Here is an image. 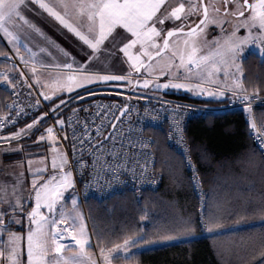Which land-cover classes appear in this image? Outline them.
Here are the masks:
<instances>
[{"label":"snow or ice","instance_id":"1","mask_svg":"<svg viewBox=\"0 0 264 264\" xmlns=\"http://www.w3.org/2000/svg\"><path fill=\"white\" fill-rule=\"evenodd\" d=\"M26 12L34 13L61 35L74 36L80 59L53 40ZM210 28L217 34L210 37ZM33 35L45 42L44 46L33 45L36 52L29 47ZM0 41L9 45V51L0 50V57L11 60V67L0 72V87L17 98L25 94L29 101L25 107L34 115L30 123L0 136L6 143L0 151L24 153L20 141L35 136L33 145L39 148L44 142L47 149L35 159L44 163L51 154V170L46 164L34 169L33 159H27L26 170L32 177L27 196L21 193L23 172L17 174L11 191L9 185L0 186V204L7 205L0 207V264H113L117 258H132L130 249L138 246L191 237L196 227L209 234L223 229L222 216L212 211V202L199 191V173L185 147L186 166L192 170L191 181L200 195L199 221L177 217L158 228L153 234L155 240L146 238L143 229H129L115 239L96 234L99 255L95 256L86 217L79 211L74 172L81 178L88 174L86 188L98 183L103 190L113 181L123 183L120 177L124 174L130 173L133 180L144 179L148 164L155 161L149 159V143L120 132L123 117L138 111L131 105V94L122 104L84 107L81 91L93 95L88 85L116 83L137 95L172 88L225 104L238 102L248 135L264 154V114L258 120L252 104L260 99V90H249L242 79V62L250 47L264 62V0H0ZM17 59L28 73L16 71ZM104 61L118 64L121 74L104 72L100 67ZM161 77L164 82H160ZM33 89L38 90L36 97L47 103L33 97ZM73 100L81 102L79 111L99 109L90 113L95 141L87 121L81 124L77 119L76 125L83 129L78 134L72 119L63 116V106ZM4 107L8 112L0 117V129L15 128L21 116L29 115L16 101ZM181 107L170 111L179 116ZM46 118L53 123L45 128ZM174 128L173 134L183 143L179 123ZM69 129L71 136L67 135ZM64 141L71 148V157L62 150ZM109 142L111 147L106 146ZM137 145L142 150L139 155ZM24 163L22 159L16 166L24 167ZM14 225L22 231H16ZM253 244L252 255L258 252L264 257V234ZM238 259L243 264L244 258Z\"/></svg>","mask_w":264,"mask_h":264},{"label":"trees","instance_id":"2","mask_svg":"<svg viewBox=\"0 0 264 264\" xmlns=\"http://www.w3.org/2000/svg\"><path fill=\"white\" fill-rule=\"evenodd\" d=\"M0 50L7 51L1 41ZM252 53L248 52L242 62V79L249 90L255 87L264 94V62ZM159 95L190 103H220L174 90H165ZM6 96L0 91V101ZM256 115L259 120L261 112L257 111ZM33 117L9 131L23 127ZM148 133L153 138L156 169L162 173L161 184L156 190L126 191L102 201L87 200L85 210L95 247L96 234L115 239L129 229H143L148 234L146 238L155 240L153 234L158 228L177 217L190 216L198 222L197 200L180 156L166 146L160 130L151 128ZM185 135L208 193L207 201L212 202V211L222 216L223 229L218 234H209L196 227L191 237L138 246L131 251L132 258L115 261L241 264L238 257H243V264H264V257L258 252L252 255L253 242L264 234V160L248 135L242 112L234 110L192 119L187 123ZM142 215L146 216L143 221ZM13 227L21 230L19 226Z\"/></svg>","mask_w":264,"mask_h":264},{"label":"built area","instance_id":"3","mask_svg":"<svg viewBox=\"0 0 264 264\" xmlns=\"http://www.w3.org/2000/svg\"><path fill=\"white\" fill-rule=\"evenodd\" d=\"M10 55H11V52H10ZM16 64L18 66L16 69L17 72L22 70L28 73V69H25L23 65L20 64L18 59L16 60ZM10 67H11V60H5L4 57H0V72ZM90 89L92 90L93 95H87L85 92L81 91V95L85 97L82 102L84 107H87L89 104H93V103L100 104L101 106L109 104V103L122 104L127 99L129 94L132 95L131 105L134 109H138V111H133L130 117L128 116L123 117L124 122L120 127V132H122L124 136L130 137L132 140H136L137 138H139L143 140L145 143H149L150 144L149 151L150 153H152L149 159L154 160L155 163L148 164L144 179L133 180L131 178L130 173L124 174V175H121L120 177V180L124 181L123 183L113 181L111 187H108L107 185H105L103 190H101L98 183H93L91 187L86 188L84 181L89 179L88 174L86 173L85 176L81 178L78 173L74 172V176L77 179L76 190L79 193V203L82 206H84L87 200L102 201L109 197L119 195L126 191L142 192L145 190H156L161 184L162 173L156 169V155H155L154 148H153V138L148 133V129L156 128L164 134L166 145L170 149L175 151L182 159L185 170L190 180L192 192L197 200V204H198V216L197 217L199 221L200 211H201L199 191H202L205 194V199H206L207 191L202 184L200 174H199L200 190L198 191L196 188L193 187V183L191 181L192 170L186 166V160H185V155H184L185 147L187 148V151L190 154L191 160L197 169V166L190 152L189 143L185 135L187 123L190 120L195 119V118H204L208 115L227 112V111H234V110L241 111L244 116L241 105L238 102H231L227 104L223 102L216 103V104L215 103H190V102H184V101L170 100V99H167L161 96H144L145 98H141L133 93H129V89L128 90H118V89L110 88V87L109 88L94 87ZM0 90L4 91L7 94L6 99L0 105L1 106L0 107V117H4L5 114L8 112V109L5 108L4 105L10 104L13 101H16L18 104H20L25 112H29V115L27 117L21 116V118L16 124V127L19 124H21L23 121H25L27 118L34 116L30 112V110L27 107H25V105L29 103L25 94H21L17 98L15 96H12L11 92L9 90H6L3 87H0ZM24 91L26 92L27 90H24ZM37 91L38 90L36 89L32 90L33 97H36ZM258 95L260 99L253 100L252 102L253 112L255 116H256V111H261L262 114H264V94L258 93ZM155 97H159V100H157ZM36 98H39L42 104L47 103L43 101L42 97H36ZM169 101H171L170 104L167 103ZM177 105L182 106L179 109V112H180L179 116H177L175 113L170 111V109L175 108ZM80 107H81V102L73 100L71 105L63 106V116L65 118L70 117L72 119L73 127H77L78 134L83 129L76 125L75 122L77 121V119L80 121L81 124L87 121L89 124L88 131L89 133L93 134V140L95 141L96 134L94 132V126L92 125V121L94 117L90 115V113L98 112L99 109L90 108L88 112H84V111H79ZM73 109H77V111L73 112ZM41 110H44V109H41ZM52 123L53 121L51 119L46 118L44 127L46 128ZM117 123L119 124L120 122L117 121ZM176 123H179L180 128L182 129L183 143L180 142V139L177 135L173 134L175 132L174 125ZM96 124H99L98 120L96 121ZM109 127L111 126L109 125ZM11 129L13 128H9L7 130L0 129V134L6 133L7 135L8 134L7 131ZM67 135L71 136L70 129L67 131ZM251 140H252L254 147L260 153L261 158L264 160V154L260 152L258 146L253 141V139ZM2 143H5V142L0 141V144ZM63 143H64V147H63L64 151H67L69 154V157H71V148L68 145V142L64 141ZM106 146L111 147L110 142ZM137 149H138L137 155H139V151H142L139 149V145H137ZM129 152L130 153L132 152L131 148L129 149ZM85 159L88 160L89 163H91V157L86 155ZM140 162L143 163V160L141 159ZM128 167H132V163H129ZM100 175L102 177L104 176L103 173H101ZM152 181H155V183H153ZM199 230L203 231L200 228Z\"/></svg>","mask_w":264,"mask_h":264},{"label":"rangeland","instance_id":"4","mask_svg":"<svg viewBox=\"0 0 264 264\" xmlns=\"http://www.w3.org/2000/svg\"><path fill=\"white\" fill-rule=\"evenodd\" d=\"M26 15H28L30 19L34 20L40 27H42L43 30L53 40H55L62 47H64L68 51H70L74 56L77 57V59H80V56L78 54V50L76 49V47L74 46V43H73V41L76 40V38L74 36H72L70 33L67 34V36L61 35L58 31H56L53 28H51L48 24L42 23L40 21L39 17H36L35 14L32 13V12H26ZM65 32H66V30H65ZM209 33H210V37H211V35H216L217 34L216 31L214 29H212V28L209 29ZM241 33H243V30H241ZM1 42L5 45V48L7 49V51H9V45H7L6 41H1ZM34 44H39L41 46H44L45 42L43 40L39 39L38 37L33 35L32 43H29V47L33 48V51L36 52L37 49L33 46ZM254 51H255V49L251 48V47L248 50V52H254ZM37 55L39 56L40 54L37 52ZM59 59H62V57L58 56V60ZM100 67L103 68L104 72H106V73L121 74L120 66L118 64L113 63V62L104 61L103 63H100ZM124 70L125 71L127 70V66L126 65L124 66ZM38 71L41 72L42 76H47V74H48L46 71H43V70H38ZM28 72H29V70H28ZM133 78L135 79V77H133ZM164 80H165L164 77L160 78V82H164ZM94 86L95 87H102V88H109L110 87V88H115V89H118V90H128V88L123 87L122 85L118 86L116 83H109L107 85H88L89 88L90 87L94 88ZM167 90H175V89L169 88ZM0 91H2V90H0ZM178 91H180V90H178ZM189 94L192 95L191 93H189ZM157 95H159V94H157ZM194 96H196V95H194ZM196 98H200V99H204V100H213V99H211L209 97H205V96H196ZM3 101H0V105L3 103ZM256 114H257V111H256ZM261 116H262V112H261ZM41 131H43V129H41ZM37 135H39V133H37ZM0 136H6V133H1ZM163 137H164V134H163ZM28 139L29 138L26 137V139H22L20 141V144L24 147V153H19V154L18 153H11V154H8V153H3L2 151H0V186L9 185V191H11L10 186L13 183H15L17 174L23 172L24 175L21 178L23 180L21 193L24 196H27V194H28V190L31 187V179H32V177L30 176V174L26 170V168H27V163H26L27 159H33V168L34 169L37 168V167H44L45 164H46L48 170H51V154L50 153L47 155V159L45 160L44 163H40L39 161H37L35 159L36 156L45 155V153L47 152V149H46V146H45L44 142H41V146L39 148H37V147H35L33 145V141L35 140V136H33V138H31L29 140ZM164 143H165V137H164ZM5 147H6V143L0 144V150H2ZM12 147H16V144L13 143ZM62 150L64 151L63 148H62ZM22 159L25 161L24 167L16 166V163L18 161L22 160ZM207 197H208V193L206 195V200H207ZM85 204H86V202H85ZM85 204H84V206H82L79 203V211H81L83 213V215L86 217L85 223H86L87 229L89 231V234L91 236V241H90V243L92 244L91 252L93 254H95V256L98 257L99 249H98V247H95V244H94V240H93V237H92L91 229H90V226H89L87 213H86V210H85V206H86ZM69 207H71L70 204H69ZM18 231H22V229L18 230ZM131 250H133V249H130V251ZM113 264H128V263H126V262L125 263L124 262H116L114 260Z\"/></svg>","mask_w":264,"mask_h":264},{"label":"crops","instance_id":"5","mask_svg":"<svg viewBox=\"0 0 264 264\" xmlns=\"http://www.w3.org/2000/svg\"><path fill=\"white\" fill-rule=\"evenodd\" d=\"M167 90V89H166ZM162 91H165V90H162ZM161 91V92H162ZM174 91H178V90H174ZM160 92V93H161ZM180 92H185V93H188V92H186V91H184V90H180ZM159 92H154V91H150V92H147L146 94H144V93H140L139 95H155V96H159V95H157V94H160ZM191 96H193V97H196V96H194L193 94L191 95ZM0 207H7V205L6 204H0ZM133 250H135V249H133ZM132 251V250H131ZM130 251V252H131Z\"/></svg>","mask_w":264,"mask_h":264},{"label":"bare ground","instance_id":"6","mask_svg":"<svg viewBox=\"0 0 264 264\" xmlns=\"http://www.w3.org/2000/svg\"><path fill=\"white\" fill-rule=\"evenodd\" d=\"M135 95H137L136 93H133ZM138 97H141V96H155V95H137ZM162 97V96H161Z\"/></svg>","mask_w":264,"mask_h":264}]
</instances>
